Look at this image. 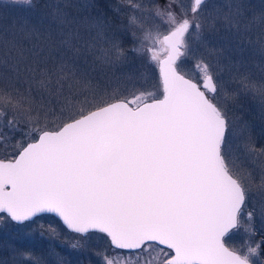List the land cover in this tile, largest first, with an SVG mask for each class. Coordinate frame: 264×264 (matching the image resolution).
<instances>
[{
	"label": "snow or ice",
	"instance_id": "6c2138e0",
	"mask_svg": "<svg viewBox=\"0 0 264 264\" xmlns=\"http://www.w3.org/2000/svg\"><path fill=\"white\" fill-rule=\"evenodd\" d=\"M101 3L50 0L35 22L0 29V227L53 214L73 250L105 236L101 264H261L264 138L237 131L227 103L250 97L264 113V3L117 0L129 51L158 73L151 89L143 73L115 75L128 55ZM241 228L248 240L230 247Z\"/></svg>",
	"mask_w": 264,
	"mask_h": 264
},
{
	"label": "rangeland",
	"instance_id": "374dc122",
	"mask_svg": "<svg viewBox=\"0 0 264 264\" xmlns=\"http://www.w3.org/2000/svg\"><path fill=\"white\" fill-rule=\"evenodd\" d=\"M160 2L162 3V0H160ZM214 2L218 3L219 0H209V5L211 6ZM248 2L254 8L259 9L261 4L264 3V0H248ZM13 6H15V4L10 6L7 0H0V13L2 12V7H12V10ZM32 7L33 6L29 8ZM125 9L127 12L126 22L116 26L117 29H115L114 32L112 30L109 32L113 39L120 42L128 55L127 64L118 68L115 71V75L117 77L122 74L139 76L143 73L148 78L146 87L151 89L152 86L157 83L158 73H156L152 66L147 64L146 60L141 59L139 56H136L129 51L134 47L136 42L133 40L131 32L128 29V16L130 15V10L127 6H125ZM11 14L12 12L10 10L2 12V16L9 15L10 17ZM12 24L13 21L0 18V29L10 28ZM124 27H126L129 31L127 32L126 38H123L120 32H116V30L118 31ZM209 46H218V40L214 39ZM193 47L197 50V55L204 54L206 56L204 49L200 48L198 44L194 43ZM206 58L212 59L210 57ZM193 63V60H187L184 65L185 70H190ZM253 75L255 79L261 78L260 74L257 73L255 69H253ZM221 76L224 82L225 90L231 91L236 87L227 71L223 72ZM249 101L258 104L254 110L249 111V114L251 115L248 114L247 109V103H249ZM227 106L230 117L237 122V131H239V125L241 122H247L252 134L256 136L258 140L264 138V113L261 112L259 102L257 100H253L250 97L245 96L240 97L238 105L233 106L232 102L228 101ZM257 204H259V201H257ZM251 209L252 203L249 202L248 210ZM58 219L57 217L54 218L50 216V214H43L36 217L33 222L28 224V226L9 224L5 227H0V264H19L21 261L28 260L29 255L31 256L30 264H57L56 256L53 253H58L62 256L65 259L66 264H101L100 258L95 253L98 251H104L108 248V241L105 236L101 233H91L86 248L73 250L69 247V244L75 241L76 236L75 234L70 233ZM41 225L44 226V229H47L49 225L55 227L59 233L58 237L50 238L46 231L44 235H41ZM255 229L256 234L251 238V242L253 244L264 241V224H262L259 218L255 220ZM27 238H37L40 243L43 244L44 254L41 256L37 255L38 252L41 254V250L39 248H36L35 251V247L33 249L29 247V250L24 247V244L21 242ZM247 240L248 237L241 228L240 230L233 232L230 237L227 238V244L230 247H240L245 244ZM260 261L261 264H264V246L261 248Z\"/></svg>",
	"mask_w": 264,
	"mask_h": 264
},
{
	"label": "trees",
	"instance_id": "16d2710c",
	"mask_svg": "<svg viewBox=\"0 0 264 264\" xmlns=\"http://www.w3.org/2000/svg\"><path fill=\"white\" fill-rule=\"evenodd\" d=\"M49 2L50 0H33L32 8H29L26 5H21V4H15L12 10H11L12 7H9V8L2 7V12H5L6 10H10L12 14L10 15V17L9 15L2 16V12H1L0 18L1 19L5 18L7 20L16 22L17 24L22 22V20L24 19H28L31 22H35L46 11V5ZM116 3H117V0H102L101 9H100L110 19V22H111L110 31L112 30L113 32L115 31V29H117L116 26H118L119 24L121 25L123 22H126L127 20V15H126L127 12L125 11L126 10L125 8L119 13L113 11V7L115 6ZM9 5L12 6L13 4L9 3ZM116 32L117 33L120 32L123 38H126L127 32L129 31L126 29V27H124L118 31L116 30ZM257 105L258 104L249 101V103H247L248 114H249V111L254 110V108H256ZM50 216L56 218L52 214H50ZM21 243H23L24 247H26L27 249L29 247L32 249L35 247L34 250L36 248H39L41 250V254H39L40 252H38L37 254L38 256H41L42 254H44L43 244H41L37 238H27Z\"/></svg>",
	"mask_w": 264,
	"mask_h": 264
},
{
	"label": "water",
	"instance_id": "95a60500",
	"mask_svg": "<svg viewBox=\"0 0 264 264\" xmlns=\"http://www.w3.org/2000/svg\"><path fill=\"white\" fill-rule=\"evenodd\" d=\"M44 214H50V213H44ZM41 215H43V214H40L39 216H41ZM35 219V218H34Z\"/></svg>",
	"mask_w": 264,
	"mask_h": 264
}]
</instances>
